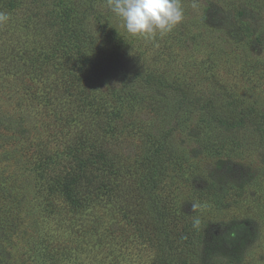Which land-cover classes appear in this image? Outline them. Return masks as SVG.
Listing matches in <instances>:
<instances>
[{"label":"rangeland","instance_id":"1","mask_svg":"<svg viewBox=\"0 0 264 264\" xmlns=\"http://www.w3.org/2000/svg\"><path fill=\"white\" fill-rule=\"evenodd\" d=\"M19 1L0 25V264H156V239L148 223L128 206L126 195L100 193L90 201L74 202L65 193L69 156L78 142L74 126L63 122L66 113L54 112L61 105L54 99L63 93L52 85L64 83L66 72L78 74L79 69L94 103L108 107L110 122L115 109L126 115V130L140 121L148 131L167 128L176 119L178 162L168 166L165 181L170 191L161 190L167 208L192 214L190 221L206 225L210 234L242 222L239 238L224 247L240 249L239 264H264V125L257 131L255 125L264 119V0H180L183 20L151 41L130 35L107 0L92 3L91 23L101 25L96 28L121 48L125 59L182 86L191 100H212L230 116L255 121V127L232 133L236 142L227 140L196 108L175 116L167 100L158 102L159 109L128 101L133 107L129 114L130 104L118 102L119 80L102 77L99 65L82 59L71 42L70 64L65 74H52L55 81L46 78L48 71L33 66L20 73L23 56L52 37L51 24L33 27L36 11L43 15L50 10L54 22L63 16L61 0H43L36 7L27 4L29 0ZM248 10L255 14L248 16ZM15 15L20 26L12 34L9 22ZM61 24L55 27L63 33ZM143 133H124L116 145L112 131L106 138L122 163H129L152 157L153 147L142 141ZM87 136L88 143L99 140ZM218 141L225 144L216 148ZM244 179V189L238 192ZM210 185L229 186L228 192L204 195ZM220 250L214 248L217 259L227 249Z\"/></svg>","mask_w":264,"mask_h":264},{"label":"trees","instance_id":"2","mask_svg":"<svg viewBox=\"0 0 264 264\" xmlns=\"http://www.w3.org/2000/svg\"><path fill=\"white\" fill-rule=\"evenodd\" d=\"M18 2L20 1L0 0V12L8 15L12 12L11 7L16 6ZM43 2V0H29L27 4L31 3L36 7L38 3ZM93 2L95 0H61L58 2L63 16L60 22H54L55 16L50 10L45 11L43 15H39L36 11V22L33 27L42 29L47 24H51L52 37L47 44L34 49L29 56H23L22 64L25 67L20 73L25 74V69L33 66L39 71H48L46 78L55 81L52 74H58L57 71L65 74L66 66L70 64L69 42H71L75 53L82 59H93L99 65L102 77L111 76L119 80H115L121 89L118 102L127 104L132 100L138 105L143 104L149 108L154 105L159 109L160 104L167 100L170 101L171 112L175 116L186 110L194 111L196 108L200 114H206L209 121L218 129H222L223 134L227 136L226 139L232 142H236L232 133H238L236 131L240 128H251L250 125L256 123L245 115L230 116L220 111L212 100L203 102L198 101L199 99L191 100L182 86L167 83L164 77L147 71L143 65L136 64L131 59H125L121 48L116 47L117 45L112 43L109 37L103 36L100 29H97L102 28L101 25L98 24L97 27L94 22L91 23ZM13 13L19 12L13 11ZM247 14L253 16L255 13L248 10ZM12 19L14 21L9 22L12 29L8 30L15 34L17 33L15 27L19 25L16 21L19 19L16 15ZM21 19L24 21L22 17ZM40 20L43 21L41 26ZM60 23L63 25V33L55 27ZM14 52L15 56H19L17 50ZM45 60L50 63H46ZM51 66L54 70L52 73ZM85 78L82 70L79 69L78 74L73 70L70 73L66 72L68 82L55 81L56 83L52 85V89L55 91L62 89L63 93L54 99L56 103L61 104L58 108L59 112H54L57 115L61 112L66 113H61L63 122L74 126V139L78 142L76 152L71 153L68 160L72 164L67 176L70 184L64 189L68 198L74 202H83L92 200V197L99 196L100 193L113 196L126 195L128 206H132L134 213L148 223L149 232L156 239L157 253L153 259L156 264H239L242 260L240 249L238 247L229 249L228 245L227 247L224 245L239 238L244 226L242 222H233L224 231L210 234L206 225L190 221L192 214L183 211L175 214L168 209L167 201L161 195L163 188L170 191L165 181L168 166L178 162L176 119L173 118L174 124L167 128L160 127L148 131L140 121L137 125H133L131 130H126V125H129L126 115L120 116L115 109V112L112 111V122H110L108 107L94 103L87 83L81 82L82 79L86 80ZM67 98L69 100L63 102V99ZM64 103L71 109L68 110ZM129 104L127 106L130 114L133 107L131 103ZM154 106L152 108H155ZM260 124L264 125V119L255 124L256 131L260 130L262 126ZM262 128L264 129V126ZM132 130H136L139 134L141 131L144 132L140 137L142 141L151 143L153 154L149 158L137 157L129 163L127 161L122 163L121 157L109 146L106 134L109 131L115 134L116 139L112 145H116L117 138ZM88 133L91 140L95 138L99 140L88 143L90 141ZM224 144L218 141L216 148ZM244 185L245 179L239 183L237 191L242 192ZM228 188L229 186L210 185L203 190L204 195L214 193L220 196L226 195ZM220 245L221 247L218 248ZM214 248L216 252H222L220 249L227 250L225 254L223 253L224 256L218 255L219 259H217L213 256Z\"/></svg>","mask_w":264,"mask_h":264},{"label":"clouds","instance_id":"3","mask_svg":"<svg viewBox=\"0 0 264 264\" xmlns=\"http://www.w3.org/2000/svg\"><path fill=\"white\" fill-rule=\"evenodd\" d=\"M107 7L130 35L148 41L172 31L184 16L180 0H107ZM8 20L9 16L0 12V24Z\"/></svg>","mask_w":264,"mask_h":264}]
</instances>
